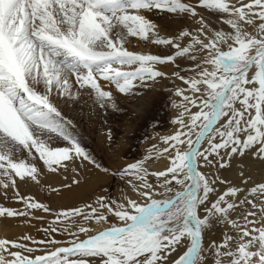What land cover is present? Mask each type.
I'll return each mask as SVG.
<instances>
[{"label": "snow or ice", "instance_id": "obj_1", "mask_svg": "<svg viewBox=\"0 0 264 264\" xmlns=\"http://www.w3.org/2000/svg\"><path fill=\"white\" fill-rule=\"evenodd\" d=\"M0 201V264H264V0H0Z\"/></svg>", "mask_w": 264, "mask_h": 264}, {"label": "rangeland", "instance_id": "obj_2", "mask_svg": "<svg viewBox=\"0 0 264 264\" xmlns=\"http://www.w3.org/2000/svg\"><path fill=\"white\" fill-rule=\"evenodd\" d=\"M132 47H137V46H135V45H133ZM139 47H142V45L141 46H139ZM139 47H137V50H139ZM88 110L87 109H84V112L86 113ZM163 110L159 113V115H161V116H163ZM82 124H83V127L84 128H88L89 127V125H88V123H87V120H88V118H87V115H84V116H82ZM163 122V121H162ZM161 131H164V129L163 128H161L160 129ZM145 130H141V133L143 134V132H144ZM147 133L149 134V135H151L152 133V129L151 128H148L147 130ZM93 135H95V133H93ZM140 144V141H134V148H136V146L137 145H139ZM53 183H55V181H53ZM0 203H3V201H0ZM0 224H2L3 226H6V227H9V228H11L12 230L13 229H15V231L16 230H18V228H20V227H18L17 225H15V224H7V225H5V224H3V223H0ZM11 229H9V230H11ZM8 230V231H9ZM9 233V232H8ZM3 237V235L1 236V234H0V238H2Z\"/></svg>", "mask_w": 264, "mask_h": 264}, {"label": "bare ground", "instance_id": "obj_3", "mask_svg": "<svg viewBox=\"0 0 264 264\" xmlns=\"http://www.w3.org/2000/svg\"><path fill=\"white\" fill-rule=\"evenodd\" d=\"M152 133V132H151ZM9 229H11V228H9V227H6V226H3L2 224H0V234H1V236L3 235H5V233H7L9 236H11V235H14V234H17V233H19L20 231H22V229L21 228H18V230H16L15 231V229H11V230H9ZM9 230V231H8ZM9 232V233H8Z\"/></svg>", "mask_w": 264, "mask_h": 264}]
</instances>
